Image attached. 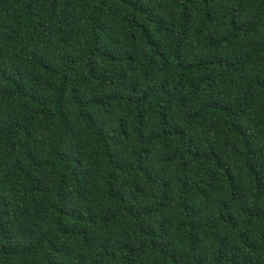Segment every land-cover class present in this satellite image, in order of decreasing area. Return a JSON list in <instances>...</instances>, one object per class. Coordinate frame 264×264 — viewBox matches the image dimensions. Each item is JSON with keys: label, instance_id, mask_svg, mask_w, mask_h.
I'll list each match as a JSON object with an SVG mask.
<instances>
[{"label": "trees", "instance_id": "obj_1", "mask_svg": "<svg viewBox=\"0 0 264 264\" xmlns=\"http://www.w3.org/2000/svg\"><path fill=\"white\" fill-rule=\"evenodd\" d=\"M0 264H264V0H0Z\"/></svg>", "mask_w": 264, "mask_h": 264}]
</instances>
